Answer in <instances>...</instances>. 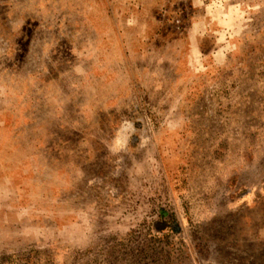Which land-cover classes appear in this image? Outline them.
Wrapping results in <instances>:
<instances>
[{"label": "rangeland", "instance_id": "rangeland-1", "mask_svg": "<svg viewBox=\"0 0 264 264\" xmlns=\"http://www.w3.org/2000/svg\"><path fill=\"white\" fill-rule=\"evenodd\" d=\"M0 264H264V0H0Z\"/></svg>", "mask_w": 264, "mask_h": 264}]
</instances>
